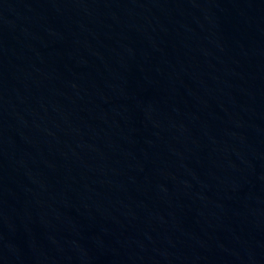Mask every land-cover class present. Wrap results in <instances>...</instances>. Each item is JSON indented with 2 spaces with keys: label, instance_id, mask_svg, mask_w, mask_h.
I'll return each instance as SVG.
<instances>
[{
  "label": "water",
  "instance_id": "95a60500",
  "mask_svg": "<svg viewBox=\"0 0 264 264\" xmlns=\"http://www.w3.org/2000/svg\"><path fill=\"white\" fill-rule=\"evenodd\" d=\"M0 264H264V0H0Z\"/></svg>",
  "mask_w": 264,
  "mask_h": 264
}]
</instances>
